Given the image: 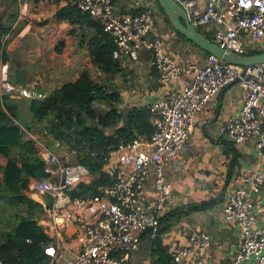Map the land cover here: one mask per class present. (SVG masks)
Listing matches in <instances>:
<instances>
[{"label":"built area","instance_id":"built-area-1","mask_svg":"<svg viewBox=\"0 0 264 264\" xmlns=\"http://www.w3.org/2000/svg\"><path fill=\"white\" fill-rule=\"evenodd\" d=\"M198 29H210L212 41L240 56L261 50L264 39V0H175ZM83 13L99 22L115 43L114 58L139 60L140 51L149 49L153 65L163 84L175 83L184 75L191 80L184 88L155 101L150 112L155 131L138 137L109 153L105 172L115 177L110 185L100 186L99 194L73 198L70 192L91 175L80 164L65 165L50 149L40 151L47 172L53 179L31 180L27 192L50 197L52 206L43 203L46 217L42 224L52 238L45 251L55 264H130L131 253L141 236H156L161 230V213L172 195L165 174L169 160L177 159L194 129L197 116L213 98L232 84L245 92L240 111L219 126V136L236 144L254 141L264 157V63L245 70L208 55L204 65L179 64L165 49L161 38L152 37L154 15L151 11L118 13L114 0H77ZM0 91L15 97L20 91L13 83L9 67L0 65ZM23 95H27L23 93ZM154 177L156 200L150 202L146 184ZM242 185L235 189L224 208L227 221L241 229L240 249L234 264L253 261L264 264V202L252 193L264 188V170H246ZM76 227L75 253L67 259L65 236ZM187 245L177 250L175 264L196 257L202 264L211 238L206 233L189 235Z\"/></svg>","mask_w":264,"mask_h":264},{"label":"crops","instance_id":"crops-1","mask_svg":"<svg viewBox=\"0 0 264 264\" xmlns=\"http://www.w3.org/2000/svg\"><path fill=\"white\" fill-rule=\"evenodd\" d=\"M114 3L116 11L121 14L147 11L144 6L160 9L157 0H114ZM70 4V0H0V33L4 29L9 30L3 35V46L9 61H5L1 53L0 65H8L14 84L16 69L24 68L28 71L26 88H18L20 91L11 97L19 106L22 121L32 120L31 100H44L54 90L77 81L86 69L90 70L92 76L100 72L89 54L87 43L95 32L94 28L86 20L72 25L69 21L55 18L59 10ZM151 12L154 15L151 36L161 38L166 51L179 64H205L209 55L207 52L181 36L162 11L160 14ZM199 30L212 38L210 29ZM261 43L262 47L264 39ZM119 61L123 65V72L117 74L118 78L111 89L120 93L118 110L124 114L131 107L150 110L155 101L184 88L191 80L190 75H184L175 83H161L153 65V54L147 48L140 51L136 62L131 59ZM245 97L239 84H232L213 98L206 110L197 116L192 134L178 158L169 160L165 165L166 177L172 185V195L161 213L160 236L144 233L137 248L131 253L130 264H175L177 250L187 245L189 235L194 233H206L211 238L202 264H234L240 249L241 229L236 221L225 220L224 208L232 192L242 185V174L246 170H264V157L259 155L254 141L236 144L221 138L219 126L240 111ZM106 132L112 134L114 130L107 129ZM29 135L28 138H38ZM37 144L40 151L47 148L39 140ZM94 179L91 173L83 183L91 184ZM146 190L150 202L154 203V177L147 182ZM27 195L42 205L47 204L48 197L29 192ZM252 195L264 202V188ZM45 214L44 208L39 224L48 235L42 224ZM259 226L264 227V218L260 220ZM74 232L76 227L71 226L65 236L67 259L76 250ZM195 259H186L183 264H198ZM55 264L69 263L62 259ZM242 264L254 262L245 261Z\"/></svg>","mask_w":264,"mask_h":264},{"label":"trees","instance_id":"trees-1","mask_svg":"<svg viewBox=\"0 0 264 264\" xmlns=\"http://www.w3.org/2000/svg\"><path fill=\"white\" fill-rule=\"evenodd\" d=\"M75 1L70 0L69 6L59 10L56 20L72 25L88 21L95 30L87 42L94 64L103 73L121 74L123 65L113 56L116 46L112 36L83 13L77 3L73 4ZM167 21L171 23L168 17ZM8 31L0 33V54L5 61L9 58L3 35ZM261 52L264 51H255ZM120 97V93L110 89L109 84L96 81L86 69L77 81L54 90L44 100H31L32 120L28 122L21 120L18 104L0 93V264L51 263L45 249L52 239L35 220L44 214V206L27 195L31 180L53 179L39 154L38 140L49 149L56 144L67 147L76 160H63L64 164L77 162L95 176L91 184L82 183L70 192L76 198L99 194L100 186L114 182L115 177L103 170L110 152L138 136L150 137L154 133L150 110L131 107L124 114L118 110ZM96 104H106L108 109ZM107 129L114 132L107 134ZM29 133L37 140L28 138ZM46 202L52 205L50 197Z\"/></svg>","mask_w":264,"mask_h":264},{"label":"water","instance_id":"water-1","mask_svg":"<svg viewBox=\"0 0 264 264\" xmlns=\"http://www.w3.org/2000/svg\"><path fill=\"white\" fill-rule=\"evenodd\" d=\"M160 9L151 6H144L147 11H153L160 14L164 11L166 17L169 18L174 29L183 35L188 41L195 46L204 50L210 55L216 56L222 62L230 65L243 67L247 70L250 67L261 65L264 63V52L255 53L246 56H240L232 51L226 50L215 44L210 38L205 36L191 22L185 9L175 0H157ZM28 71L24 68H18L14 72V82L20 89H25L27 84ZM39 221V218L35 219ZM160 236V232L157 234Z\"/></svg>","mask_w":264,"mask_h":264},{"label":"rangeland","instance_id":"rangeland-1","mask_svg":"<svg viewBox=\"0 0 264 264\" xmlns=\"http://www.w3.org/2000/svg\"><path fill=\"white\" fill-rule=\"evenodd\" d=\"M261 50L264 51V45L261 47ZM93 77L95 78L96 81L98 82H102V83H105V84H109L110 86V89H111V86L113 85V82H115L118 78V75L117 74H106V73H103V72H96L93 74ZM99 107H103V109L106 110L107 106L106 105H100V104H97ZM30 137V135L28 136ZM52 151L57 154V156L63 161V160H76L74 158V155H72V153L70 154L68 152V148L67 147H53ZM69 153V154H68Z\"/></svg>","mask_w":264,"mask_h":264}]
</instances>
